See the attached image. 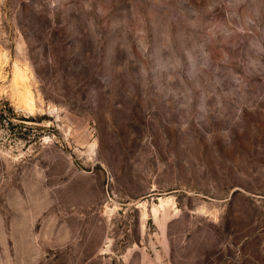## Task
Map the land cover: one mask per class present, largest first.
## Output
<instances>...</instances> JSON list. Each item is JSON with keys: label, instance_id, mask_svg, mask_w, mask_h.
<instances>
[{"label": "rangeland", "instance_id": "1", "mask_svg": "<svg viewBox=\"0 0 264 264\" xmlns=\"http://www.w3.org/2000/svg\"><path fill=\"white\" fill-rule=\"evenodd\" d=\"M0 264H264V0H0Z\"/></svg>", "mask_w": 264, "mask_h": 264}, {"label": "bare ground", "instance_id": "2", "mask_svg": "<svg viewBox=\"0 0 264 264\" xmlns=\"http://www.w3.org/2000/svg\"><path fill=\"white\" fill-rule=\"evenodd\" d=\"M30 105H31V103H30Z\"/></svg>", "mask_w": 264, "mask_h": 264}]
</instances>
